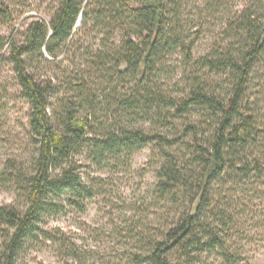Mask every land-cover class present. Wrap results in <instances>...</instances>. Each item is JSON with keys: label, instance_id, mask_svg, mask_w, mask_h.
<instances>
[{"label": "trees", "instance_id": "trees-1", "mask_svg": "<svg viewBox=\"0 0 264 264\" xmlns=\"http://www.w3.org/2000/svg\"><path fill=\"white\" fill-rule=\"evenodd\" d=\"M185 2L57 0L49 19L27 26L23 41L0 35V47L8 46L2 59L31 107L28 140L0 169V191L15 197L0 205V264L42 250L61 264H208L204 256L251 264L235 241L256 190L264 189V130L251 103L264 61V0L238 11L230 0H194L211 15L225 9L219 40L199 58ZM0 18L13 20L1 0ZM62 56L73 71H61ZM180 68L182 96L174 93ZM195 113L199 119L181 133ZM148 147L161 159L154 199L125 205L135 214L123 215L125 225L113 233L123 251L105 262L51 227L107 194L109 180L90 173L129 171Z\"/></svg>", "mask_w": 264, "mask_h": 264}, {"label": "rangeland", "instance_id": "rangeland-1", "mask_svg": "<svg viewBox=\"0 0 264 264\" xmlns=\"http://www.w3.org/2000/svg\"><path fill=\"white\" fill-rule=\"evenodd\" d=\"M1 1L11 9L13 20L11 24H5L0 18V35L19 41L24 40L26 28L32 21L49 19L53 7L57 4V0ZM252 6L253 0H230L228 4V8H233V11ZM224 10L221 9L211 15L205 9L204 3L194 4V0H186L183 20L186 29H189L190 39L196 40L194 47L196 58L208 54L219 40L223 26L221 20L225 19ZM84 43L82 41L83 45H85ZM7 50L8 46L0 47V169L8 160L20 155L19 146L28 140V122L31 110L30 104L19 95L20 90L13 66L2 59V56L7 55ZM60 60L64 62L61 71L65 69L73 71L69 57L62 56ZM176 63L182 67L181 56L173 58V64L176 65ZM183 72L184 68H180L179 76L175 79V84L179 87V91H174L175 95L182 96L187 87V84L183 82ZM252 88L251 103L258 109L261 129L264 130V61L256 71ZM198 119L197 113L184 118L181 122L183 125L179 126L181 133L184 132V125L195 123ZM142 127L147 132L152 130L149 124H143ZM160 161L159 153L152 147H148L133 158L129 171L113 173L104 170L90 173L93 177L109 180L106 185L107 194L90 201L85 214L70 210L67 215L52 219L51 227L62 229L73 237L79 246L95 249L104 256L105 262L108 261L114 252L123 251V247L114 238L115 225L124 226L123 215L132 217L135 214L125 205H142V203H148L154 199L156 170ZM256 192H258V196L256 199H252L250 204L252 214L249 213L250 215L243 217L240 222L244 233L243 237L237 238L235 244L241 247L251 264H264V189L260 187ZM14 202L13 194L0 191V205H10ZM203 261L208 264H222L214 256H204ZM112 263L114 264V262ZM19 264L61 263L51 250H42L32 251L23 256Z\"/></svg>", "mask_w": 264, "mask_h": 264}]
</instances>
